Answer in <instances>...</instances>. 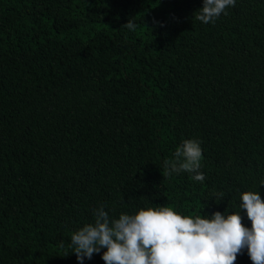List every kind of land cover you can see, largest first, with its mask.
Instances as JSON below:
<instances>
[{"label": "trees", "instance_id": "1", "mask_svg": "<svg viewBox=\"0 0 264 264\" xmlns=\"http://www.w3.org/2000/svg\"><path fill=\"white\" fill-rule=\"evenodd\" d=\"M202 7L0 0V264H80L71 236L101 205L113 219L241 211L251 227L239 205L264 199V0L209 24ZM186 139L202 183L165 173ZM235 264H252L246 249Z\"/></svg>", "mask_w": 264, "mask_h": 264}, {"label": "clouds", "instance_id": "2", "mask_svg": "<svg viewBox=\"0 0 264 264\" xmlns=\"http://www.w3.org/2000/svg\"><path fill=\"white\" fill-rule=\"evenodd\" d=\"M235 4L236 0H203L193 18L214 23ZM122 27L135 31L137 25L129 19ZM201 159L200 142L186 139L177 147L174 159L164 161L165 173L188 172L202 183ZM222 198L220 193L217 199ZM239 207L246 211L250 228L243 224L241 211L185 216L171 207H159L113 219L101 205L94 210V223L72 234V253L80 264L102 249H106L102 255L105 264H235L246 249L252 264H264V199L259 191H245Z\"/></svg>", "mask_w": 264, "mask_h": 264}]
</instances>
